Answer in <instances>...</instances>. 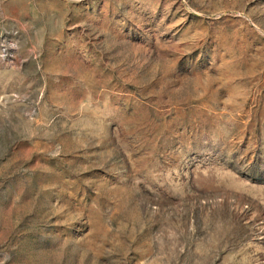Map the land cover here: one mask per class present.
Returning <instances> with one entry per match:
<instances>
[{"label":"rangeland","instance_id":"rangeland-1","mask_svg":"<svg viewBox=\"0 0 264 264\" xmlns=\"http://www.w3.org/2000/svg\"><path fill=\"white\" fill-rule=\"evenodd\" d=\"M0 264H264V0H0Z\"/></svg>","mask_w":264,"mask_h":264}]
</instances>
